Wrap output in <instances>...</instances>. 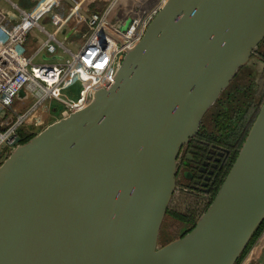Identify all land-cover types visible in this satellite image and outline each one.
Instances as JSON below:
<instances>
[{
	"label": "water",
	"instance_id": "water-1",
	"mask_svg": "<svg viewBox=\"0 0 264 264\" xmlns=\"http://www.w3.org/2000/svg\"><path fill=\"white\" fill-rule=\"evenodd\" d=\"M263 43L264 0H167L86 107L11 145L0 264H238L264 223V100L205 213L159 237L181 149Z\"/></svg>",
	"mask_w": 264,
	"mask_h": 264
},
{
	"label": "built area",
	"instance_id": "built-area-1",
	"mask_svg": "<svg viewBox=\"0 0 264 264\" xmlns=\"http://www.w3.org/2000/svg\"><path fill=\"white\" fill-rule=\"evenodd\" d=\"M2 1L12 8L0 5V154L8 156L17 136L22 137L21 130L35 119L39 121L42 113L52 112L57 120L86 107L94 91L111 80L126 49L142 39L167 0H125L113 21L109 16L120 0H107L100 11L90 9L95 0H72L75 7L64 0H31L28 9L18 2L0 0V4ZM63 6L70 9L68 14ZM47 18L51 32L43 24ZM69 32L80 44L58 39ZM30 35L36 36L34 49L29 47ZM39 59L44 62L38 64ZM54 59L58 63L47 64ZM77 82L82 87L73 100L67 93ZM21 93L27 101L22 105L30 103L23 113L13 107ZM258 239L239 264H251L258 257Z\"/></svg>",
	"mask_w": 264,
	"mask_h": 264
},
{
	"label": "flooded vegetation",
	"instance_id": "flooded-vegetation-1",
	"mask_svg": "<svg viewBox=\"0 0 264 264\" xmlns=\"http://www.w3.org/2000/svg\"><path fill=\"white\" fill-rule=\"evenodd\" d=\"M257 55L264 57V51L261 54L260 51L257 52ZM231 86L228 88L229 94L226 96L228 92L225 91L222 95H225L224 98L221 99V96L218 101L223 110H227L236 100L233 94L236 96L239 94L248 95V92H244L245 87L234 88ZM250 95L255 98V91L250 92ZM219 114L217 113L216 116ZM220 135L222 134L217 130L215 115L203 120L199 134L181 149L178 158L177 189L178 181L182 177L183 181L179 192L185 202L198 207L197 210L206 208L207 205L210 206L211 200L218 192V185L221 182L223 184L226 179V166L230 164L235 153L234 149H230L235 144L230 145L224 140H220Z\"/></svg>",
	"mask_w": 264,
	"mask_h": 264
},
{
	"label": "rangeland",
	"instance_id": "rangeland-1",
	"mask_svg": "<svg viewBox=\"0 0 264 264\" xmlns=\"http://www.w3.org/2000/svg\"><path fill=\"white\" fill-rule=\"evenodd\" d=\"M16 2V0H11ZM100 1V2H99ZM125 0H120L118 2V4L116 5V7L112 10L109 18L110 20H115L117 18V16L120 13V10L123 8V4H124ZM107 0H95L93 3V7L92 10L93 11H100L104 8V6L106 5ZM0 5H7L8 7L11 8L10 4L8 2H1ZM64 9H67L66 7L63 6ZM69 8L67 9L66 13H69ZM44 25L46 26V28L51 32L52 27L49 25L48 22H45ZM37 35H39L41 38H44V36H42L41 34H39V31L37 30L36 32ZM34 35V34H33ZM30 35L29 37V47L31 49H34L35 46H37L36 44V39L34 40V36ZM36 38V37H35ZM58 39L60 41H63L62 39V35L58 36ZM71 42H75L78 43V40L76 38H74L73 40H69ZM66 46L71 49L72 51L76 52V48L73 46H68L69 42H65ZM260 51V54L264 51V44H262L258 51ZM257 52L253 55L251 62L249 65L243 67L237 74V76L235 77V79L233 80L232 86H234V88H236L237 86L239 87H245V90H249L248 93L255 91L256 96L255 98L250 97V99H247L248 101H252L253 99L255 101H260V98L264 96V57H261L260 55H257ZM58 55L59 57L63 56V53L61 50H58ZM57 57V56H56ZM36 62H38V64L43 63L44 61H42L41 59L37 60ZM58 63V60H50L47 61V64H56ZM82 87V84L80 82H77L74 87L67 93L69 95V97L73 100H75L78 97V93L80 88ZM228 90V89H227ZM225 96V95H224ZM224 96H222L221 99L224 98ZM239 96H242V94H239ZM25 101V98L23 96V94L21 93L18 98H16L15 100V104H14V108H16L18 110L19 113H23L26 108L30 105V103L26 106L25 104L22 105V102ZM27 101H25L24 103H26ZM56 104V103H55ZM235 103H233V107H235ZM12 107V110H13ZM221 111H223V109L221 108V103H217L205 116L204 120L207 118H210L211 116L220 113ZM54 114L52 112H46V113H42L41 114V118L39 119V121H36V119L27 124L22 130L21 133L28 137L31 136L33 137V135L38 134L40 131H42L44 128H46L49 124L53 123L55 121L54 119ZM38 122H41L42 124L38 126ZM7 156H5V152H2L0 154V164L6 159ZM181 176V175H180ZM182 177H180L179 181H178V189L176 190V193L174 195V198L170 204V210L171 211H177L179 213L182 214H189V212L194 211L195 209H198V207H195L193 204L191 203H187L185 202V199L182 197V195L179 192V188H181V182H182ZM180 186V187H179ZM195 208V209H193ZM199 218V217H198ZM198 218L195 220V222L198 220ZM192 226L191 223H186L184 224L181 221L176 220L175 218H173L170 214H168L164 220L162 229H161V233H160V237H159V247H162L174 240H177L179 238H181L188 229H190ZM259 243H258V250H257V255L258 257H256V259H253V262L255 264V261L258 259H262L263 255H264V230L262 232V234L259 236ZM258 239V240H259ZM252 249V248H251ZM250 251V250H249ZM248 251V253H249ZM259 262V261H258ZM251 263V264H252ZM258 264V263H256Z\"/></svg>",
	"mask_w": 264,
	"mask_h": 264
},
{
	"label": "trees",
	"instance_id": "trees-1",
	"mask_svg": "<svg viewBox=\"0 0 264 264\" xmlns=\"http://www.w3.org/2000/svg\"><path fill=\"white\" fill-rule=\"evenodd\" d=\"M226 92H228L226 93V96H227L230 91L227 90ZM244 92L247 93L249 92V90L248 89L244 90ZM233 97L236 98V100L233 102L236 105L235 107H233V104H232L228 107L227 110L221 111L218 116H216L217 114H215V117L217 118V130L219 131V133L222 134L220 135L219 139L224 140L226 143H229L230 145L235 144L234 146L230 148L232 150L234 149L235 153H234L233 158L230 161V164L226 166V169H227L226 176L228 172L230 171L231 166L234 163L238 155V152L240 148L242 147V144L244 143V140L253 122L255 121L259 113L260 107L264 100V96H263L260 98V101L258 102L255 101L254 99L252 101H248L247 99H250L251 97L250 93H248V95L245 94L242 96H239V95L236 96L235 94H233ZM21 138L24 139V142H27L31 138V136L26 137L22 134ZM221 184L222 182L218 185L217 190H219ZM207 208H208V205L206 206V208L204 207L201 210H197L193 208L195 210L189 212V214L186 215V214L179 213L177 211H171L169 207L167 215L170 214L173 218H175L178 221L183 222L184 224L191 223L192 224L191 228L187 230V232H189L194 227L195 220L198 217H200L202 214H204ZM263 230H264V223L261 226L258 233L252 239L247 250L242 256L241 261L243 260L244 256L248 253V251L251 249V247L254 245V243L257 241L259 236L262 234ZM241 261H239V263Z\"/></svg>",
	"mask_w": 264,
	"mask_h": 264
},
{
	"label": "crops",
	"instance_id": "crops-1",
	"mask_svg": "<svg viewBox=\"0 0 264 264\" xmlns=\"http://www.w3.org/2000/svg\"><path fill=\"white\" fill-rule=\"evenodd\" d=\"M17 1L18 0H16V2L15 3H17ZM77 1V0H76ZM14 2V1H13ZM93 3H94V1L92 2V3H90V9L92 10V7H93ZM68 8V7H67ZM45 22H48L49 24H50V20L47 18V19H45L44 20V22H43V24L45 23ZM52 31V30H51ZM36 36H34V40L36 39L35 38ZM74 38H76V35L75 34H71L70 32L68 33V35L66 34V35H63L62 36V39L63 40H73ZM258 264H264V255H263V257H262V259L261 260H259V262H258Z\"/></svg>",
	"mask_w": 264,
	"mask_h": 264
}]
</instances>
